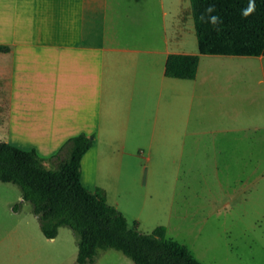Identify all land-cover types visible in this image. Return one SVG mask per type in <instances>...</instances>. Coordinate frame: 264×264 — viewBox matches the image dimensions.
Instances as JSON below:
<instances>
[{
	"label": "rangeland",
	"instance_id": "obj_1",
	"mask_svg": "<svg viewBox=\"0 0 264 264\" xmlns=\"http://www.w3.org/2000/svg\"><path fill=\"white\" fill-rule=\"evenodd\" d=\"M171 1H164L166 27ZM186 1L190 48L198 55ZM43 6L44 0H0V40L48 35L58 25ZM1 72L0 142L35 150L43 165L54 169L60 149L52 154L53 146L61 137L53 127L60 120H44L42 66L13 70V57L0 54ZM200 75L221 96L220 105L215 98L210 104L212 120H196V128L199 122L210 128L209 140L167 137L124 165L111 158L114 172L95 173L86 163L82 184L90 193L103 190L107 205L129 228L144 235L164 228L165 238L184 246L200 264H264V60L203 58ZM77 253L70 229L61 227L54 239H46L18 187L0 183V264H76ZM93 264L134 263L108 249L98 251Z\"/></svg>",
	"mask_w": 264,
	"mask_h": 264
},
{
	"label": "crops",
	"instance_id": "obj_2",
	"mask_svg": "<svg viewBox=\"0 0 264 264\" xmlns=\"http://www.w3.org/2000/svg\"><path fill=\"white\" fill-rule=\"evenodd\" d=\"M164 1L44 0L58 27L44 38L0 40L7 48L0 54L13 57V70H35L37 62L43 68L44 120H60L53 127L61 138L52 154L84 134L93 139V146L81 168L87 163L95 173L114 172L111 158L124 165L141 150L151 153L167 137L176 142L211 138L210 128L201 122L196 128V120H212L210 104L215 98L220 105L221 96L211 80L200 75V65L203 58L233 56L198 53L194 80L165 78L169 55L196 53L193 45L190 48L187 1H171L168 27ZM235 58L262 62L264 55ZM0 76L5 77L4 72ZM13 115L8 120H14Z\"/></svg>",
	"mask_w": 264,
	"mask_h": 264
},
{
	"label": "trees",
	"instance_id": "obj_3",
	"mask_svg": "<svg viewBox=\"0 0 264 264\" xmlns=\"http://www.w3.org/2000/svg\"><path fill=\"white\" fill-rule=\"evenodd\" d=\"M200 55L258 57L264 55V0H255V11L246 19L241 9L249 0H189ZM214 4L222 23L215 30L199 17ZM7 51L0 46V53ZM198 55H169L164 76L194 80ZM93 139L79 134L67 140L56 155L54 169H47L35 150L22 151L0 142V183L21 192L46 239L66 227L77 238L76 264H93L98 251L120 252L134 264H200L181 244L165 238V229L144 235L129 228L123 215L107 205L105 192L90 193L81 181V160Z\"/></svg>",
	"mask_w": 264,
	"mask_h": 264
},
{
	"label": "clouds",
	"instance_id": "obj_4",
	"mask_svg": "<svg viewBox=\"0 0 264 264\" xmlns=\"http://www.w3.org/2000/svg\"><path fill=\"white\" fill-rule=\"evenodd\" d=\"M255 11V0H249V3L246 8L241 9L242 18L249 17ZM216 12V8L214 4H209L207 8H205L204 12L200 15L199 19L201 23H208L215 28V30L219 31V25L222 23L221 18L218 15H213Z\"/></svg>",
	"mask_w": 264,
	"mask_h": 264
}]
</instances>
